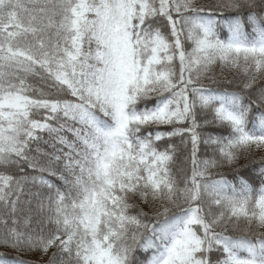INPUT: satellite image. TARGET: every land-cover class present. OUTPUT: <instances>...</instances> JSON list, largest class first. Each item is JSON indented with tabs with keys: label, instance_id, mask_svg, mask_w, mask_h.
<instances>
[{
	"label": "snow or ice",
	"instance_id": "snow-or-ice-1",
	"mask_svg": "<svg viewBox=\"0 0 264 264\" xmlns=\"http://www.w3.org/2000/svg\"><path fill=\"white\" fill-rule=\"evenodd\" d=\"M258 152L264 0H0V264H264Z\"/></svg>",
	"mask_w": 264,
	"mask_h": 264
},
{
	"label": "trees",
	"instance_id": "trees-1",
	"mask_svg": "<svg viewBox=\"0 0 264 264\" xmlns=\"http://www.w3.org/2000/svg\"><path fill=\"white\" fill-rule=\"evenodd\" d=\"M202 2L209 3V2H211V0H202ZM229 78H231L230 75H229ZM224 86L225 87H229L230 89H235L236 88L235 84L230 85V86L229 85H224ZM245 102H247V101L245 100ZM261 156H264V152L255 153L253 157H250V159L259 160ZM245 163H247L246 160H241L240 161V164H245ZM237 167H239V165H237ZM253 168H255L256 171L259 170L258 166L256 164H248L247 167L240 168L239 175L241 177H243L244 179L249 180V182H253L254 179H255L254 173L252 171ZM221 171H224L226 173V175L228 176V178L235 182V179H234L236 177V173L235 172H233L231 169H222ZM37 258H38V256H36V255H33L31 257H24V259H30L32 261H35Z\"/></svg>",
	"mask_w": 264,
	"mask_h": 264
}]
</instances>
